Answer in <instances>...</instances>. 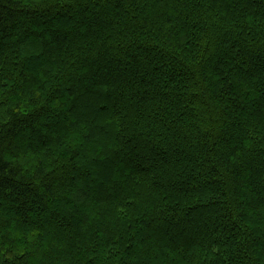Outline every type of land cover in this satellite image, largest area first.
Instances as JSON below:
<instances>
[{"label":"trees","instance_id":"obj_1","mask_svg":"<svg viewBox=\"0 0 264 264\" xmlns=\"http://www.w3.org/2000/svg\"><path fill=\"white\" fill-rule=\"evenodd\" d=\"M0 264H264V0H0Z\"/></svg>","mask_w":264,"mask_h":264}]
</instances>
